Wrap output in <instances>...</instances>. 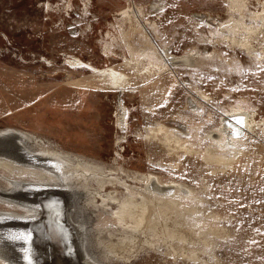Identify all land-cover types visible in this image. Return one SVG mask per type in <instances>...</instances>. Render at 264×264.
<instances>
[{"label": "rangeland", "instance_id": "1", "mask_svg": "<svg viewBox=\"0 0 264 264\" xmlns=\"http://www.w3.org/2000/svg\"><path fill=\"white\" fill-rule=\"evenodd\" d=\"M242 1L0 0V129L30 131L114 185L145 191L151 174L192 190L170 206L148 193L147 214L180 219L191 242L174 248L159 219L157 235L137 231L124 259L104 247L106 263L264 264V0ZM245 35L253 52L234 40ZM237 106L252 125H241L234 165L217 167L202 151ZM2 168L0 211L26 213L8 180L34 179ZM108 188L83 194L91 220L71 209L92 231L91 249L127 230Z\"/></svg>", "mask_w": 264, "mask_h": 264}, {"label": "bare ground", "instance_id": "2", "mask_svg": "<svg viewBox=\"0 0 264 264\" xmlns=\"http://www.w3.org/2000/svg\"><path fill=\"white\" fill-rule=\"evenodd\" d=\"M243 2L244 0L242 1V4ZM242 21L239 22L242 23ZM255 30L256 29H249L247 31L249 34L250 32H254ZM233 34L235 33H232V35ZM236 38L233 39L236 42L240 43L243 47L247 48L249 51L253 52V43L249 41L247 35H245L244 39L238 40ZM105 75L111 82L114 83V85L119 82L118 76L115 77L116 75L114 73H106ZM240 110L241 109L239 108L238 110H235L236 112L233 111L236 114L234 116H237V118L230 120L226 119V121L224 120L223 128L215 132L211 131L212 133H209V137H211V139L215 141L216 145H209L208 148L202 151V155L207 162L217 164V167H231L234 165L235 161L237 160L238 154L241 152L238 147L236 148V146L241 140V135L246 132L244 131V133H242V129L244 130L246 129V127L248 128L250 127V125H252V120H250L251 118H243L242 115L244 114V112L241 113ZM227 123L230 124V126L227 127ZM243 123L246 124V127L243 126V128H241V125ZM163 127L164 125L160 124L159 130H162ZM44 145L45 144L43 142V139L38 138V136L30 131L15 127L0 129V167L8 169L9 173L15 176L19 177L22 175H29L34 179V181L12 178L8 180L9 184L13 186V192L15 194V198L12 199L13 204H16L18 206L21 205V203L25 202L34 204V201L39 199V196H43V198L46 199L47 203L54 204L55 201L61 200L60 197H63L67 200H72V205L69 209L70 214L72 208L73 214L74 212L76 213L78 211H81L80 208H83L84 215L91 220L92 214H90V209L87 208L85 200H83V194H86L87 191L91 190L92 188H96L95 196L92 195L93 199H96V197L100 196L103 197V192H105L104 189L107 190V188L110 186V188H112L110 189L112 190L110 191L111 199L118 201L117 210L113 211L112 216L118 220V223H121V225L127 227V230L125 232H122L118 237L119 240L107 239L106 235L101 234L100 237H98L99 239L95 238L94 249H91V247L89 246L91 242L90 235L94 240L92 231L89 229L90 233H88L87 229L82 226L81 220L78 218V216H72V222L76 227L78 236L82 238L81 248H83V250L85 249L86 251L85 258H89L92 262H94V264H108L103 261L104 259L101 260L98 257L100 255L99 252H103L104 247L111 253H115L117 255V259H124L123 256L125 255V251L130 250L133 242L138 237L137 231L142 233L144 232L145 228H147L150 229L153 234L155 233V235H157L159 219H161L162 226L167 231V236L172 238L171 244L174 248H177L178 246L176 245L177 240H181L183 242H186L187 240L188 242L189 240L190 242L192 241V238H190V236L182 228H180V219L172 218L170 215L159 218L158 213L157 215H155V217L148 219L147 215L148 211H150L149 206L151 203L148 193L157 194L160 201H167L168 206H170L172 204V198H174L175 204H179L181 197L185 196L186 194L192 193V190L187 185L176 181L163 182L158 177H153L151 174L146 179L144 185L145 191L136 190L129 185H114L115 183H113L112 177L109 176V172L100 171L96 168L91 167L86 159L78 158L71 153L63 151L61 149H49ZM182 146L189 148L187 145ZM94 184L97 185L94 186ZM168 186H173L174 188L169 191ZM120 187H122L123 189H120ZM119 189L122 191H120ZM55 195H57L56 197L58 198V200L56 198L54 199ZM134 198H136V200ZM88 203H91L90 199ZM32 204H29V206L33 207ZM25 208L27 209L28 207ZM28 209L29 211L22 214L14 210H2L0 211V222L3 221L4 223H8V221H11V215L15 216L14 220L19 219L20 216L25 222L24 226L26 228H30L33 223H29L30 221L29 219H27V216L39 215V213L38 211H32L30 208ZM170 222H172L173 224L171 225ZM17 223L20 222L17 220ZM4 225L5 224L0 223V261L5 262L6 264H13L2 254L4 247L6 251L8 250L5 244H7L8 242H12L11 238L9 237L10 233L7 230L8 225ZM54 226H56V224H54ZM80 227L83 230L80 229ZM212 231L216 233L218 232V230H215V228H213ZM3 236H6L5 240H2ZM60 238L61 236L58 235V233L55 231V233L51 234V239H49V241L56 242L59 245H57V249L55 250L57 251V254H60V257H58L56 254V256L51 259H47V256L46 258H37H39L41 262H44V264H47L49 262L53 264H59L58 260L63 264H86L84 263L86 262V260L83 258L79 259V255L77 253L75 254L73 252L66 257L65 252H63L62 250V245L58 243V240H60ZM198 238L200 239V237ZM196 239L194 238V242L196 241ZM69 241V245L70 247H72L74 241L72 239H69ZM204 242L207 243V239ZM96 248L99 249L97 252L94 251L97 250ZM194 250L195 249L193 248L190 249V256L193 258H199L198 251ZM65 251L68 252L69 250L66 249ZM10 254L16 259L19 258L14 249L10 251ZM106 259H108L107 256Z\"/></svg>", "mask_w": 264, "mask_h": 264}, {"label": "water", "instance_id": "3", "mask_svg": "<svg viewBox=\"0 0 264 264\" xmlns=\"http://www.w3.org/2000/svg\"><path fill=\"white\" fill-rule=\"evenodd\" d=\"M173 188V186H168L169 191ZM38 198L39 199L34 201V204L25 202L20 205L24 208L28 207L34 212L38 211L39 213V215L27 216V219L30 221L29 223H33L30 228L24 226L25 222L20 216L19 219H17L20 223H17V220H14V215L10 216L11 221H8V223H4L3 221L0 222L5 224L4 226L8 225L7 230L10 233L9 237L12 241L7 244L4 243L8 248L7 251L5 250V247L3 248L2 254L4 257L13 264H44V262H41L37 257L46 258L47 256V259H51L56 256L57 251L55 249H57L58 244L49 241V239H51V234L56 231L58 235L61 236L58 243L62 245V250L65 252L66 257L74 252L79 255V259L83 258L86 260L84 263L94 264L89 258H85L86 251L81 248L82 238L78 236L76 228L72 222L73 217L70 215L69 211L70 206L72 205V200L60 197L61 200L55 201L54 204H51L47 203L43 196H39ZM29 204H32L33 207H30ZM54 224H56V226H54ZM5 238L6 236H3L2 240H5ZM69 239L74 241L72 247L69 245ZM12 249H14L19 256L18 259L10 254ZM66 249L69 251L66 252ZM57 256L60 257V254L58 253ZM58 262L59 264H63L59 260ZM47 264L53 263L49 262Z\"/></svg>", "mask_w": 264, "mask_h": 264}]
</instances>
